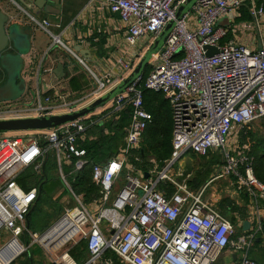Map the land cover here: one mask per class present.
Segmentation results:
<instances>
[{"label": "built area", "instance_id": "1", "mask_svg": "<svg viewBox=\"0 0 264 264\" xmlns=\"http://www.w3.org/2000/svg\"><path fill=\"white\" fill-rule=\"evenodd\" d=\"M10 1L29 17L28 24L51 37L45 56L60 46L90 70L78 53L51 31L50 20ZM95 2L117 14L125 29L131 57L119 61L124 70L119 80L98 78L91 72L97 84L80 98L69 100L71 92H58L65 87L41 84L39 78L35 83V73L24 72L25 95L0 104V121L72 114L92 105L132 74L186 0H90ZM244 7L249 22L239 21ZM224 17L230 21L228 26L219 25ZM139 45L143 48L138 51ZM207 47L214 52L211 56ZM150 66L144 87L163 93L173 113V152L162 168L153 159V168L144 172L129 160L132 151L140 150L153 121L145 110L140 82L113 99L99 116L94 112L56 128L0 133V232L7 230L13 236L0 250V264H9L6 255L19 252L18 238L39 197L37 187L25 191L18 178L29 168L44 171L49 154L73 204L42 237L35 235L42 244L59 250L84 241L89 256L83 264H217L228 249L236 253L239 264H259L251 252L262 231L264 185L254 174L252 159L236 156L238 138L232 141V137L238 136L242 127L264 123V0H197L183 19L176 21ZM41 71L40 66L38 76ZM47 74L54 76L52 70ZM53 94L61 100L59 104L54 103ZM127 106L132 107V114L125 146L105 165L93 166L92 178L101 196L87 204L73 190L66 168L79 171L87 165L80 143L87 138L88 128L111 120ZM190 151L200 157L218 151L223 159L216 174L198 191L173 172L174 165ZM125 170V182L120 186ZM183 176L181 172L179 177ZM230 176L235 178V194L241 200L243 195L250 199V229L238 238L236 229L243 228L244 222L236 227L205 199L210 184ZM161 183L172 184L174 192L166 195L159 189ZM51 264L78 262L66 252Z\"/></svg>", "mask_w": 264, "mask_h": 264}, {"label": "trees", "instance_id": "2", "mask_svg": "<svg viewBox=\"0 0 264 264\" xmlns=\"http://www.w3.org/2000/svg\"><path fill=\"white\" fill-rule=\"evenodd\" d=\"M246 14L247 9H242ZM18 23V22H13ZM232 37V32L229 34L227 40ZM0 71V79L6 78V73ZM151 66H149L143 74L142 80L139 83V88L142 90L144 98V107L147 112L153 116V121L146 129L140 150L132 151L130 154V163L135 165L139 170L148 172L154 164L151 160H155L159 166L164 167L165 163L171 158L173 152V113L170 102L165 98L163 93L154 92L144 87V82L149 76ZM5 72V71H4ZM132 107L125 108L124 110L117 113L114 118L104 122L103 124H96L88 128L86 133L87 138L84 142L80 143V147L86 151V159L88 160L87 165L79 171H74L73 167L66 168V172L69 175L73 190L84 197L87 204L91 203L92 200L100 198V188L94 183L92 178L93 166L96 164L105 165L112 158L116 157L120 152L121 148L125 146V138L127 136V129L131 122ZM261 128L263 132L257 133L253 128ZM238 144L239 149L236 152V156H247L253 158V169L256 178L260 183L264 185V123L257 125H248L242 127L238 133ZM207 158V157H205ZM216 164L210 166V164L204 163L203 168L197 172L193 180L188 181V186L191 190L197 191L204 184H206L213 172L215 165H223V159L220 155V159L217 160ZM51 169L56 168V162L49 154L48 161L44 167V171L38 173L32 168L25 170L18 178L20 184L21 177L26 180L24 189H32L37 187L41 190V195L38 197L40 200L43 196L46 197L47 203L50 208L57 209L56 213L43 214L41 217H33V213L36 211L37 204L31 209L28 220L31 221L30 228L33 229L34 222L39 220L42 230L45 231L50 228L64 213L63 209L55 202H53V194L63 183L58 182L55 184L56 179L50 177L47 171L48 165ZM127 171L125 170L121 176L119 182L120 186L124 185ZM232 181L235 180L234 176L229 177ZM22 187V186H21ZM23 188V187H22ZM159 189L165 191L166 195H171L174 192V186L170 183H161ZM67 189L63 188L61 197L67 194ZM69 193V192H68ZM244 203L242 206L238 205L236 201L230 197H225L217 205L218 210L228 218L236 227L239 222L248 220V205L250 199L248 196L243 195ZM38 200V201H39ZM261 205L264 208V200H261ZM60 207V208H58ZM63 211V212H62ZM44 216V217H43ZM56 220V221H55ZM54 221V222H53ZM245 234L243 228L236 229L235 238ZM264 218L262 220V231L258 233L257 240L254 243L251 257L259 264H264ZM68 253L78 262L83 264L88 259V250L84 241L79 242L76 245H69L66 247ZM256 252L257 256H253ZM108 256H112L116 261L118 257L115 254L109 253ZM37 257L40 261H37ZM20 264H51L52 261H46V255L41 246L33 244L31 246V239L28 242L26 251L22 254ZM27 262V263H26Z\"/></svg>", "mask_w": 264, "mask_h": 264}, {"label": "crops", "instance_id": "3", "mask_svg": "<svg viewBox=\"0 0 264 264\" xmlns=\"http://www.w3.org/2000/svg\"><path fill=\"white\" fill-rule=\"evenodd\" d=\"M47 4L50 7V12L41 11L35 7H33L32 10L41 16L40 19L43 18L50 20L53 24L51 31L56 35H60L66 44H68L73 49L76 46L81 47V50L84 52L85 56H82V54L79 52L77 53L90 70L87 68L86 69L90 73L93 72L98 77L105 78L109 76L111 77V80L112 78L119 80V78L124 73L119 61L124 57L128 60L131 57L129 56L128 46L124 38L125 29L119 20V16L101 8L100 3L95 2L91 4L90 0H47ZM6 11V13L11 16L15 22H18L23 26L24 32L31 39L32 48L28 54L22 57L24 62L22 75L24 78L25 73H35L33 77L35 83L38 82L37 79L39 78L41 84H58L60 87H65L58 91L59 94H62L65 91L71 92V96L75 97V99L80 98L91 90L93 87L90 83L91 75L88 76V74H83L82 70H86L83 65L79 64L78 61H76L66 50L59 47L54 48L48 55L45 56V53L49 49L50 45L48 44L46 49H43L41 46L34 45L36 28L28 24L26 20L25 23H23L22 16L12 14L9 10ZM141 47L142 45L138 46V51ZM134 52L137 53V50ZM59 63H62L64 66L63 78H59L55 74V70L57 69ZM40 66L42 73L40 76H38L37 73ZM50 70L54 72V76L47 74V71ZM76 78H79V81ZM53 96L55 98L54 103L59 104L61 102L59 97H57L56 94H53ZM236 138H238V136H233L232 141ZM214 171L215 172L213 175L217 172V166H215ZM227 178L228 177L217 180L210 184L205 193V199L213 202L217 206L223 200V198L230 197L232 200L236 201L238 205L242 206L244 203L243 199L241 200V198L235 194V191L232 188V180ZM227 180L229 182H227ZM215 183L216 185L218 184V186L214 185ZM220 187H223V190ZM226 191L228 192V196H223L222 194H224ZM250 211V206L248 205V220L250 219ZM30 224L31 221L27 219L26 230L18 238L20 248L19 252L16 255H6V257L9 256V264H20V262H24V260L20 261V258L26 251L30 239L31 246L33 244H37L44 250L46 261L50 260L52 254H55L59 251L63 252L56 258H59L63 256L64 253L68 252L66 248L57 250L36 240L35 235H37V237H42L49 228L47 230L45 229V231L42 230V227H40L41 224L37 219L34 222L33 229L30 228ZM239 224L240 222L238 223V226ZM12 238L13 236L9 231H1L0 250ZM24 248L25 250L22 251ZM255 254L257 253L254 252L253 256H255ZM37 261H40L39 257H37ZM27 264H30V262ZM217 264H239V259L236 253L228 249L220 256Z\"/></svg>", "mask_w": 264, "mask_h": 264}, {"label": "water", "instance_id": "4", "mask_svg": "<svg viewBox=\"0 0 264 264\" xmlns=\"http://www.w3.org/2000/svg\"><path fill=\"white\" fill-rule=\"evenodd\" d=\"M20 5H23L27 9H32L33 7L38 10L50 12V7L47 4V0H15ZM197 0H186V2L182 5L179 11L176 14L175 20H172L163 31L159 39L155 42V44L147 51V53L143 56L140 63L137 65L135 70L132 72L130 76H128L123 82L113 88L106 95L102 96L98 100H96L92 105L80 110L78 112L66 115H57L51 117L44 118H27V119H18V120H4L0 121V132H18V131H31V130H44L56 128L66 123L75 121L79 118L86 117L87 115L96 112L99 108L104 107L113 99H115L118 95L123 94L130 86L137 85L141 82L142 77L146 69L150 66L151 60L155 57V55L161 50L164 46L166 40L169 38L172 33L176 21L183 19L186 13L192 8V6L196 3ZM28 43L30 46L25 47L23 44ZM32 48L31 39L24 32L23 26L19 23H13L10 16L5 13L0 8V67L6 73L7 85H11L13 89H15L14 94L16 96H23L26 91V82L22 76V72L15 69V71H9L2 64L4 55H16L18 59L23 61V56L28 54ZM262 48V45L259 44V49ZM76 52L85 56L84 52L81 50L80 46H76L74 48ZM207 55L211 56L214 52L211 51V48L207 47L206 49ZM217 52V50H215ZM5 56V57H6ZM4 58V59H3ZM7 58V57H6ZM24 63V62H23ZM55 74L59 78L64 77V66L62 63H59L57 69L55 70ZM14 100L16 97L7 98L5 100ZM145 177L148 178L149 174L146 173ZM41 195V190H39V196ZM244 231H248L250 229V222H244ZM46 233V232H45ZM44 233V234H45Z\"/></svg>", "mask_w": 264, "mask_h": 264}, {"label": "rangeland", "instance_id": "5", "mask_svg": "<svg viewBox=\"0 0 264 264\" xmlns=\"http://www.w3.org/2000/svg\"><path fill=\"white\" fill-rule=\"evenodd\" d=\"M0 7L2 10H9L11 11L12 14H17L18 16H22L23 17V23H25V20L26 22H29V17L27 15H25L24 12H22L15 4H13L10 0H0ZM27 9V8H26ZM31 14H34L36 15L38 18H41V16H39L35 11H33L32 9H27ZM239 21H246V22H249L250 21V16L248 15V13L246 12V14L243 12V15H242V18L239 20ZM230 24V21L228 19V17H224L222 19H220L219 21V25L220 26H228ZM36 28V27H34ZM52 42V39L51 37L46 34L44 31L36 28V36H35V43L34 45L36 46H41L43 49L47 48V45L51 44ZM25 47H29L30 45L28 43H24L23 44ZM60 47V46H59ZM143 48V46L141 47V49ZM161 51V50H160ZM4 55V60L2 61L3 65L6 67L7 70L9 71H15V69L19 70L20 72H22V70L24 69V63L21 59H18V57L16 55ZM156 58H158V56H156ZM76 60V59H75ZM152 61V60H151ZM151 63V62H150ZM86 69V68H85ZM0 71L2 72V68L0 67ZM88 70H82L83 74H88V76H90V83H91V86H95L97 84L96 82V79L92 76V74L89 72H87ZM3 73H5L3 71ZM79 76V75H78ZM98 77V76H97ZM86 78V77H85ZM98 78H101V77H98ZM77 80L79 78H76ZM83 79V77H82ZM79 81V80H78ZM7 80L6 78L3 77L0 79V104H3L5 102H11V101H17L19 98L23 97L25 95V93L23 94V96H16L14 94L15 92V89H13V87H11V85H7ZM86 82V81H85ZM108 85V84H106ZM16 93V92H15ZM17 94V93H16ZM13 97H16L17 99H14V100H5L7 98H13ZM70 100H73L75 99V97L71 96L69 97ZM113 101V100H112ZM111 101V102H112ZM109 102L107 105H105L104 107H101L100 109H98L96 111V115L99 116L101 114V111L104 110V109H107L112 103ZM62 126V125H61ZM257 133H260V132H263V130L261 128H253ZM0 133H7V132H0ZM220 155L221 153L218 152V151H214V152H211L207 158L205 157H200L198 156L196 153H194L193 151H190V152H187L186 154H184V156L174 165L173 167V172L175 173V177L176 178H180V180H185L188 184V181H191L193 180V178L196 176L197 172L200 171V169L203 168V164L204 163H209L210 166H212L213 164H216L218 162H216L217 160L220 159ZM245 156V155H243ZM250 158V157H249ZM252 159V163H253V158ZM50 165H48V168H47V171H48V174L50 177H53L56 179V182L55 184H57L58 182H62L59 174H58V171H57V168L55 169H51L50 168ZM214 166V165H213ZM216 166V165H215ZM215 169V167H213ZM254 170V169H253ZM183 172L184 176L183 177H179V174ZM215 171L213 170V172L211 173V175H213ZM255 174V173H254ZM229 178V177H228ZM227 178V179H228ZM227 182H229L227 180ZM216 185V183L214 184ZM20 186L23 187V189L25 187H27L26 185V180L23 179L21 177V180H20ZM218 186V184L216 185ZM63 188H66L64 183H63V186L59 187L57 190H55L54 194H53V202H55V204L57 203L64 211V209H66L67 207H70L72 206V202H70L69 200L71 199L68 191H67V194L64 195V197H61V194L63 193ZM222 190H223V187H220ZM25 191H30L29 188L27 189H24ZM218 192V191H217ZM219 193V192H218ZM223 196H228V192L226 191L224 194H222ZM39 200V199H38ZM36 200V202L34 203L33 207L37 204L38 202V205L36 207V211L33 213V217L36 218V217H41L43 214H48L49 212L50 213H53L55 214L56 213V210L57 209H54V208H50V206L47 203V200H46V197L43 196L39 201ZM58 207V208H60ZM62 211V212H63ZM62 216V215H61ZM44 217V216H43ZM56 221V220H55ZM54 222V221H53ZM63 251H59L55 254H52L51 257H50V261L56 259L57 256H59ZM257 256V255H255ZM254 256V257H255Z\"/></svg>", "mask_w": 264, "mask_h": 264}]
</instances>
